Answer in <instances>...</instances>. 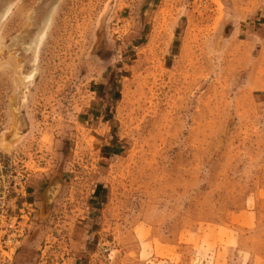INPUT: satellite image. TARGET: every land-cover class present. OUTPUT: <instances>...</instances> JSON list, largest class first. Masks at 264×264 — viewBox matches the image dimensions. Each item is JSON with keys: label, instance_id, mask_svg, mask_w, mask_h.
I'll list each match as a JSON object with an SVG mask.
<instances>
[{"label": "rangeland", "instance_id": "rangeland-1", "mask_svg": "<svg viewBox=\"0 0 264 264\" xmlns=\"http://www.w3.org/2000/svg\"><path fill=\"white\" fill-rule=\"evenodd\" d=\"M0 264H264V0H0Z\"/></svg>", "mask_w": 264, "mask_h": 264}]
</instances>
